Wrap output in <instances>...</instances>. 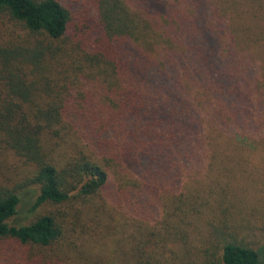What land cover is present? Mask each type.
Returning a JSON list of instances; mask_svg holds the SVG:
<instances>
[{
  "label": "trees",
  "instance_id": "trees-1",
  "mask_svg": "<svg viewBox=\"0 0 264 264\" xmlns=\"http://www.w3.org/2000/svg\"><path fill=\"white\" fill-rule=\"evenodd\" d=\"M2 12L26 34L0 40V143L25 163L32 208H59L12 225L21 198L0 185V239L68 234L84 264H264V227L241 208V179L264 180V0ZM103 222L122 227L107 252Z\"/></svg>",
  "mask_w": 264,
  "mask_h": 264
},
{
  "label": "rangeland",
  "instance_id": "rangeland-1",
  "mask_svg": "<svg viewBox=\"0 0 264 264\" xmlns=\"http://www.w3.org/2000/svg\"><path fill=\"white\" fill-rule=\"evenodd\" d=\"M64 2L72 11L76 12L82 7L85 0H64ZM0 19L3 21L5 19L3 12L0 13ZM9 27L14 28L16 31H12L0 23V40L4 39L6 41L10 39L21 44L24 43V41H21V36L26 34L25 31L14 23L13 25L10 24ZM0 144V185L16 187L21 198L17 213L8 222L12 225L23 224L38 213L58 209L59 207L50 205H43L35 210L32 208L37 192L34 186L32 187L22 182L25 163L19 156L14 155L12 150L4 149L3 142ZM241 180L244 189L242 192L247 195L242 198L241 208L246 213L254 210L259 214V216L258 214L253 216V219L258 221L256 223L258 230L260 227H264V180L255 173L245 176ZM244 210L243 212H245ZM116 219L119 222L122 221L119 217H116ZM97 227L102 231L101 239L99 240V245L102 248L100 252H103V250L107 252L105 250L106 245H109V249H111L113 246L111 242L120 235L122 227L119 225L114 232L111 231L113 233L111 238L114 237L111 242L106 239L111 233L107 231L105 223H99ZM70 239L68 234H65L63 238L60 237L59 240L51 245L42 247L24 244L11 237L2 238L0 239V264H84L85 261L83 262V260L81 262L73 261L74 256L70 247Z\"/></svg>",
  "mask_w": 264,
  "mask_h": 264
}]
</instances>
